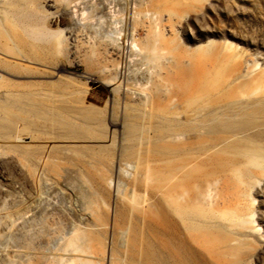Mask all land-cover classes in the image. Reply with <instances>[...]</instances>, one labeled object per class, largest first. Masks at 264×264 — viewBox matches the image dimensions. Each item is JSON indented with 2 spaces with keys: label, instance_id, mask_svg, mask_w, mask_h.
Listing matches in <instances>:
<instances>
[{
  "label": "bare ground",
  "instance_id": "bare-ground-1",
  "mask_svg": "<svg viewBox=\"0 0 264 264\" xmlns=\"http://www.w3.org/2000/svg\"><path fill=\"white\" fill-rule=\"evenodd\" d=\"M211 5L0 0V264L247 263L264 69L194 35Z\"/></svg>",
  "mask_w": 264,
  "mask_h": 264
},
{
  "label": "rangeland",
  "instance_id": "rangeland-1",
  "mask_svg": "<svg viewBox=\"0 0 264 264\" xmlns=\"http://www.w3.org/2000/svg\"><path fill=\"white\" fill-rule=\"evenodd\" d=\"M209 1L212 5L205 7V17L201 21V27L192 26L194 35L201 41L228 40L248 54L249 64L256 63L258 69H264V0ZM98 21L99 19H94L91 22L97 27ZM68 67L76 78L74 86L71 84L76 93L87 92L86 95L91 104L105 107L110 99L109 88L99 79H87L81 76L82 66L68 64ZM102 125L104 129L109 128L108 119ZM259 195L256 203L255 225L258 228V236L263 238L260 241L251 240L247 246L246 264H264V190ZM47 262L46 264H51Z\"/></svg>",
  "mask_w": 264,
  "mask_h": 264
}]
</instances>
